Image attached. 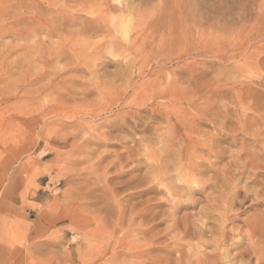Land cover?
<instances>
[{
	"label": "rangeland",
	"instance_id": "1",
	"mask_svg": "<svg viewBox=\"0 0 264 264\" xmlns=\"http://www.w3.org/2000/svg\"><path fill=\"white\" fill-rule=\"evenodd\" d=\"M263 192L264 0H0V264H264Z\"/></svg>",
	"mask_w": 264,
	"mask_h": 264
},
{
	"label": "bare ground",
	"instance_id": "2",
	"mask_svg": "<svg viewBox=\"0 0 264 264\" xmlns=\"http://www.w3.org/2000/svg\"><path fill=\"white\" fill-rule=\"evenodd\" d=\"M249 156V155H248ZM255 165V164H254ZM174 166V165H173ZM162 182V181H161ZM189 187V186H188ZM169 192H170V190H169ZM264 193V192H263ZM258 195V194H257ZM206 214V213H205ZM257 229V228H256ZM225 252V251H224ZM239 253V252H238ZM241 254V253H240ZM239 254V255H240ZM189 255V254H188ZM229 256V255H228ZM223 260V259H222ZM193 261V260H192ZM244 261V260H243ZM264 261V260H263ZM211 262V261H210ZM242 262V261H241ZM211 263H214L215 264V261L214 262H211ZM244 263V262H243ZM196 264H199V263H196ZM200 264H202V263H200ZM216 264H219V263H216Z\"/></svg>",
	"mask_w": 264,
	"mask_h": 264
}]
</instances>
